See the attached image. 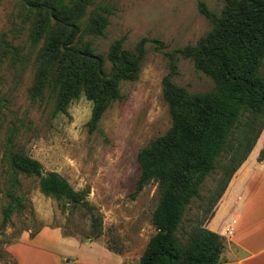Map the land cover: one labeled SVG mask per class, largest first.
<instances>
[{"label":"trees","instance_id":"trees-1","mask_svg":"<svg viewBox=\"0 0 264 264\" xmlns=\"http://www.w3.org/2000/svg\"><path fill=\"white\" fill-rule=\"evenodd\" d=\"M92 4L94 0H14L13 20L28 27L32 45L38 46L32 60L31 98L48 94L55 112L66 113L69 104L84 94L93 103L88 121L91 132L98 129L107 108L123 97L121 83L139 78L147 42L167 47L162 40L142 37L131 49L121 37L112 42L106 55L97 52L91 36L106 35L109 18L104 12L110 9L91 8ZM199 7L211 28L195 44L164 52L170 71L163 78V97L171 125L138 153L141 173L133 194L154 182L160 199L152 216L157 232L135 264H220L225 239L206 223L264 128V0H225L220 11L204 1ZM20 50L5 34L0 39L2 59L10 55L15 63ZM181 56L192 59L211 76L215 87L193 92L176 83L173 78L179 74ZM259 159H264V147ZM3 160L9 202L2 209L1 228L26 205L24 196L17 193L20 174H25L40 178L44 194L84 207L91 216L88 238L101 236L102 218L93 212L87 198L89 189H75L60 172L45 171L39 159L11 145ZM217 173L210 208L187 230L184 219L189 206L196 197L204 200L201 188Z\"/></svg>","mask_w":264,"mask_h":264},{"label":"rangeland","instance_id":"rangeland-1","mask_svg":"<svg viewBox=\"0 0 264 264\" xmlns=\"http://www.w3.org/2000/svg\"><path fill=\"white\" fill-rule=\"evenodd\" d=\"M200 1L216 11L225 4V0H94L91 8L110 9L104 12L109 18L106 35L91 36L97 52L106 55L112 42L121 37L131 49L142 37L157 38L167 47L147 42L139 78L121 83L123 97L107 108L98 129L91 132L88 121L93 103L84 94L69 104L66 113L55 112L48 94L31 98L32 60L38 46L32 45L26 25L18 19L13 22L14 0H0V39L5 34L21 46L15 63L10 55L2 59L0 51V224L3 206L9 202L3 156L11 145L39 159L45 171L60 172L75 189H89L87 198L93 212L102 218L99 238L126 255L124 264L139 262L157 232L152 216L160 194L154 182L133 194L141 173L138 153L171 125L163 97V78L170 71L164 52L195 44L211 28L200 10ZM178 69L174 81L190 91L205 92L215 87V80L190 58L181 56ZM259 139H264V128L256 145ZM218 177L219 173L210 175L201 188L204 200L196 197L189 206L184 219L187 230L210 208ZM20 178L17 193L24 196L26 205L13 214L6 227L0 226V264H14L8 247L24 231L52 226L82 239L89 236L91 216L84 207L44 194L38 176L20 174Z\"/></svg>","mask_w":264,"mask_h":264},{"label":"crops","instance_id":"crops-1","mask_svg":"<svg viewBox=\"0 0 264 264\" xmlns=\"http://www.w3.org/2000/svg\"><path fill=\"white\" fill-rule=\"evenodd\" d=\"M263 147L264 139H259L206 223L225 239L220 264H264V159H259ZM8 250L14 264H124L127 260L101 238L82 239L52 226L42 227L34 236L24 231Z\"/></svg>","mask_w":264,"mask_h":264}]
</instances>
